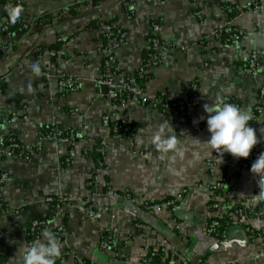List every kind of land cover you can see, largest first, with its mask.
Returning a JSON list of instances; mask_svg holds the SVG:
<instances>
[{"label":"crops","instance_id":"0c3cea01","mask_svg":"<svg viewBox=\"0 0 264 264\" xmlns=\"http://www.w3.org/2000/svg\"><path fill=\"white\" fill-rule=\"evenodd\" d=\"M11 1L23 5L21 16L31 26L10 37L0 36V172L7 175L2 200L9 209L0 210V264H20V249L43 241L42 232H53L59 223L65 235L55 264H180L171 259L172 254L186 264H264V211L253 215L260 203H247L259 192L258 177L250 168L264 152V113L248 122L260 142L253 148L256 157L245 167L228 162L225 158L231 154L221 156L209 149L204 142L210 138L207 124L200 125L206 114L203 105L217 96L248 109L260 101L264 105L260 97L264 56L255 75L244 71L249 52L264 50V6L253 13L244 9L248 0L226 4L222 0ZM41 16L49 19L35 23ZM105 21L116 23L123 34L107 68L100 26ZM152 22L159 24L157 36L169 47L157 48L161 59L145 68L147 78L137 92L136 71L147 57ZM220 25L225 29L215 38ZM234 30L240 34L226 42L225 35ZM56 44L60 55L52 56L50 47ZM104 73L122 86L127 83L134 95L112 108L115 118L135 127L129 139L102 124L107 96L95 88L94 80ZM60 78L72 81L76 90L61 95ZM141 96L160 103L144 104ZM173 102L180 103L181 110L164 112L163 107ZM163 121L180 138L183 155L170 152L161 158L149 142ZM54 126L65 134L73 131L72 144L41 134ZM9 136L30 147L27 158L11 152ZM70 148L75 155L67 164ZM97 151L101 171L90 185ZM213 154L218 160L212 174L208 160ZM221 177L225 178L222 200L229 208L245 210L223 235L213 236L206 226L218 212L210 208L208 186ZM106 188L125 190L130 198L103 195ZM177 195L175 217L183 222L181 229L175 228L170 210L148 212L141 206L142 200ZM47 196H68L74 203L51 206ZM89 209L93 217L87 214ZM35 218L49 221L31 234L29 225ZM246 227L260 231L261 237H252ZM108 228L113 229L112 241L103 248L102 235ZM164 242L166 254L150 258V250Z\"/></svg>","mask_w":264,"mask_h":264},{"label":"built area","instance_id":"2783aa9c","mask_svg":"<svg viewBox=\"0 0 264 264\" xmlns=\"http://www.w3.org/2000/svg\"><path fill=\"white\" fill-rule=\"evenodd\" d=\"M82 1H91V0H82ZM222 2L226 4V3H229L230 1L222 0ZM128 3L129 1H126V5H128ZM262 5L264 6V0H248L244 9L247 11L253 12V13H258ZM6 15L7 16L5 19L11 20L8 11ZM30 26H31V22L25 23L24 30L29 29ZM100 26L104 32L103 36L105 38V43H106L104 47V50H105L104 67L107 68V67H110L113 62V53H112L113 49H115L116 47H118L120 44L123 43V34L119 26L114 22H107V21L100 22ZM159 28H160L159 24L152 22L151 35L148 38L147 45H146L148 48L147 57L143 61L142 66L136 71L137 78L139 79L138 83L135 84L137 88V92L141 91L140 83H141V80L144 79L145 68L151 65H156L161 59L160 56H158L157 54V48L159 46H165L166 48L169 47V45H167L165 42H161L160 38L157 36V33L159 32ZM2 29L3 30L7 29V25H3ZM224 29H225L224 25H220L213 33V36L215 38H219L222 35ZM239 34H240V31H236V30L230 31L227 35H225L224 40L226 42L233 41L235 37H237ZM11 35L12 33L11 34L7 33V35L5 36L10 37ZM58 41H60V38H58ZM49 53L52 56H59L60 49H57V48L52 49L49 51ZM262 56H264V50H257V49L251 50L248 54L247 63L244 67V71L249 75H255L258 70L260 58ZM94 86L98 91H100L102 87H106L107 89L105 93L107 96L106 104L108 106V112L102 116L103 126L109 127L111 131L113 132V134L118 137H124L128 139L131 138L132 134L135 131V127L127 123L124 119H121L118 117L115 118L113 114L114 112H112L113 111L112 108L114 105H117V104L124 105L128 98H130L131 96H134L130 94V89L127 88L129 85H127L126 83V85L122 86L120 83L115 81L114 76L104 73L102 76L94 80ZM191 88L194 89L195 91L196 89L195 83L192 84ZM57 89L61 95H67L76 90V85L72 81L66 82L64 78H60L57 83ZM195 94L196 93L194 92L192 96L194 97ZM260 97L264 98V89H260ZM224 99L226 102L233 103L237 105L238 107H240L239 104L235 100L228 98V97ZM190 101H191V97H190ZM141 102L144 104L147 102H150L152 106L157 107V105L160 103V100L156 98L152 101H148L146 98L141 96ZM167 104H170V105L163 107L164 112H168L171 114V113H175L178 109L181 110L180 103L173 102V103H167ZM249 109H250L252 117L262 114L264 113L263 102L260 101L256 103L255 105H253L252 107H250ZM206 115L207 114L201 117H206ZM187 117L188 116H185V113H184V118L187 119ZM201 117H200V125H205L206 119H201ZM41 134L50 140H54L56 142L69 143V144H72L75 138V133L73 131H70L65 134L57 126H54L49 131L42 132ZM7 140L9 142L11 152L16 153V155H24L25 158L28 157V150L30 147H27V146L24 147L20 145L12 136H9ZM104 143H105L104 141H101L100 144L104 145ZM16 150L17 152H14ZM255 153L257 152H255V150L252 149L250 155L247 158H234L232 155H228L225 159L228 162L237 164L238 167H243V166L245 167L246 165L249 164V162L252 159L256 157ZM74 155H75L74 150L70 148L67 156L65 157L64 162L67 164L71 163L74 158ZM217 160H218L217 154H213L212 157L208 160V165H209V168L212 174L214 173ZM100 165H101V161L98 159V165L96 166L95 171L91 176V180L88 181V184L94 185L97 182L98 175L101 171ZM6 178H7L6 173L0 172V210L9 211V209L5 206L2 200V187H3V182L6 180ZM224 182H225V178L221 177L208 186L209 192L211 194L210 208L218 212L216 216H219V217L224 216L231 221L230 223H232L236 219V217H238L241 213H243L245 209L244 207H239V208H235L234 210H231L227 206V203L224 200H222L221 193L219 192V190H221L224 187L225 185ZM101 193H103V195L112 197L114 199H118V198L129 199L130 198L129 193L125 190L115 191L110 188H106ZM178 198H179V195H177L176 197L166 198L160 201L142 200L141 206L143 209H145L148 212H159L163 209L170 210L172 214V221H173L175 228L181 229L183 227V222L179 221L175 217L176 202ZM45 201L48 202L51 206H58V205L71 206L74 203L73 199H71L68 196H47L45 198ZM247 203L250 205L253 203V200L248 199ZM263 211H264V202H260L258 207L252 210V214L258 215L257 214L258 212L261 213ZM14 212H17V210H15ZM87 214L90 217L94 216V212L91 209L87 210ZM48 221L49 219L47 218H35L31 220L30 225H29L31 234H36L39 228L42 225L46 224ZM224 230L225 229L222 228V224L217 217L211 218L206 226V232L209 235H213V236L223 235ZM246 230L250 232V234L254 238L261 237L260 231L255 232L250 227H246ZM112 231L113 229L110 230L109 228L105 230V233L102 235V240L100 244L101 247L106 248L110 245L112 241ZM53 233L56 235L57 239L61 242L64 239V235H65V229H64L63 224L61 223L56 224L53 230ZM165 246L166 244L164 242L158 248L150 250L148 256L150 258H154V257H158L161 255H165L166 254ZM171 259L180 261L182 264L187 263L185 260H180L179 258H175L173 254L171 255ZM79 264H85V263L80 262Z\"/></svg>","mask_w":264,"mask_h":264},{"label":"clouds","instance_id":"9594fccd","mask_svg":"<svg viewBox=\"0 0 264 264\" xmlns=\"http://www.w3.org/2000/svg\"><path fill=\"white\" fill-rule=\"evenodd\" d=\"M22 12L23 9L19 6L8 9L13 23L20 18ZM33 67L38 74L39 67L35 65ZM203 108L207 115L201 119H206L207 130L210 133V138L204 141L206 146L221 156L227 152L234 158H247L260 142L256 130L248 124L254 119L250 109L228 103L221 96H217L211 104H204ZM149 142L162 154L161 158L166 157L170 152L183 155L179 147L180 138L166 121L158 125ZM250 171L258 177L259 187V192L254 196L253 202H264V152H261L251 164ZM42 236L43 241L36 240L31 245L25 244L20 249V264H55V260L61 255L62 244L49 230H44Z\"/></svg>","mask_w":264,"mask_h":264},{"label":"trees","instance_id":"16d2710c","mask_svg":"<svg viewBox=\"0 0 264 264\" xmlns=\"http://www.w3.org/2000/svg\"><path fill=\"white\" fill-rule=\"evenodd\" d=\"M0 3H1V5H2V8H3V10H4V15L3 16H1L0 15V17L1 18H6V14H7V11H8V9L10 8V7H16V6H19V7H22V9H23V5L20 3V2H13V1H11V0H0ZM49 18L48 17H46V16H41V17H38V18H35L34 19V22L35 23H40L41 21L42 22H45V21H47ZM25 23H27V21H26V19L25 18H23L22 16H20V18L15 22V23H13L11 20H6V19H4L3 21H0V36H5V35H7V33H14V32H17V31H19V30H24V24ZM3 25H7V29H2V27H3ZM56 47H58V44H56V45H51V47H50V49H56ZM144 77H146L147 78V75L145 76L144 75ZM138 79V78H137ZM139 80V79H138ZM94 157L95 158H98L99 159V157H101V154H100V152L99 151H97V152H94ZM97 159V160H98ZM223 189V188H222ZM221 189V190H222ZM221 190H219V192L221 193ZM239 206H233V207H230V209L231 210H234L235 208H238ZM214 217H217L218 219H219V221L221 222V224H222V228H224L225 229V227L227 226V225H229L230 224V220L229 219H227L226 217H219V216H214ZM210 221V220H209ZM180 264H182V263H180ZM188 264H190V263H188Z\"/></svg>","mask_w":264,"mask_h":264},{"label":"water","instance_id":"95a60500","mask_svg":"<svg viewBox=\"0 0 264 264\" xmlns=\"http://www.w3.org/2000/svg\"><path fill=\"white\" fill-rule=\"evenodd\" d=\"M0 15H2V16L4 15V10H3L1 4H0ZM4 19H5V18H1V17H0V21H3ZM101 90H102V92H106V91H107L106 87H102Z\"/></svg>","mask_w":264,"mask_h":264}]
</instances>
